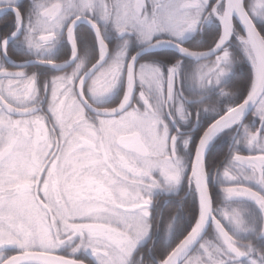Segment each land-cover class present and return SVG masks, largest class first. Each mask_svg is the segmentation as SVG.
<instances>
[{"label":"snow or ice","instance_id":"obj_1","mask_svg":"<svg viewBox=\"0 0 264 264\" xmlns=\"http://www.w3.org/2000/svg\"><path fill=\"white\" fill-rule=\"evenodd\" d=\"M205 24L207 47L184 46ZM163 47L181 58L138 62ZM201 113L215 119L193 141ZM0 264H264V0H0Z\"/></svg>","mask_w":264,"mask_h":264},{"label":"flooded vegetation","instance_id":"obj_2","mask_svg":"<svg viewBox=\"0 0 264 264\" xmlns=\"http://www.w3.org/2000/svg\"><path fill=\"white\" fill-rule=\"evenodd\" d=\"M80 27H85L86 31L88 32V34H90L93 38V42L90 43H84V40L81 38V33H79L80 31ZM197 32H200V30H198ZM196 32V33H197ZM195 33V34H196ZM76 34H77V42H78V46L80 49L81 54H85V53H93L95 52V35L92 32L91 28L84 23H79L76 26ZM195 34H193L191 37L187 38L186 40H184V46L186 44V42L191 39ZM86 37L88 38V40L90 39L88 35H86ZM113 34L109 31L107 33L106 39H107V43L109 44L110 47L115 46V39L112 38ZM160 48H158V50L154 51V52H148L143 54L142 56H140V58L138 59V62H144L146 59H152V60H156L161 56L162 57H169V58H175L176 56H180L176 51L172 50V49H165V50H159ZM139 46L136 44H132L129 46L128 48V54L132 55L135 54L137 51H139ZM10 51L14 52L15 54L19 55L21 54L18 50L14 49L11 45L10 42ZM67 55H70V47L67 45L66 41H62L55 52V56L57 59L66 57ZM188 60V59H187ZM161 67L163 68L164 71H166V66L161 64ZM44 71H49L51 72V69H46ZM186 94H187V90H185ZM122 93V89H117L111 96L105 98L104 103L106 105H115L119 102L120 99V94ZM189 110L193 112L194 115V109L192 107V105H189ZM185 127V130L190 129L191 130V135L193 138V141L197 140L199 137V134L197 136L196 132L197 129L196 128V124L195 127L193 128L191 125V122L187 125V126H183ZM207 127V126H206ZM229 144H230V140H229V136L224 135V133H221L213 142L212 144L209 146L208 152L206 153V157H205V161H206V165L208 164L210 160L209 155L211 153V155L214 157L213 161H217V164L220 163V161L223 159L225 153L228 151L229 148ZM181 152H183V149L181 148ZM210 155V156H211ZM212 159V158H211ZM210 183L212 184V188L214 190V197L218 198L220 193H219V188L217 187V183H212L210 181ZM183 194V193H181ZM190 196H185L184 200H186L187 198H189Z\"/></svg>","mask_w":264,"mask_h":264},{"label":"trees","instance_id":"obj_3","mask_svg":"<svg viewBox=\"0 0 264 264\" xmlns=\"http://www.w3.org/2000/svg\"><path fill=\"white\" fill-rule=\"evenodd\" d=\"M216 31H218L217 28H215L214 26L205 24L202 28V30H200V32H197L191 39H189L185 46L186 47H193V48H205L207 47V45L210 43V39L213 33H215ZM79 33H81V38L84 40V43H90L93 42V38L90 34H88V32L86 31L85 27H80V31ZM86 35L89 36V40L86 37ZM235 40V38L233 37V41ZM233 51L237 52V55H239L238 51L235 49V47H233ZM159 58L162 57L158 56ZM180 56H176L175 59H180ZM184 63L186 65L191 64L192 61L187 60L184 58ZM235 77L238 80H243L244 78H246L247 76V65L246 64H240L237 66V70L234 73ZM229 86L232 85V78L229 79L228 81ZM223 103H221V109L223 108ZM193 107V106H192ZM194 109V107H193ZM194 115H195V109H194ZM215 119L214 115L211 114H206V113H201L199 121L196 123V128L199 129L196 132L197 136L204 128H206V126L208 125V123L212 120ZM224 135H227V133H224ZM212 153V152H211ZM210 153V155H211ZM209 155V158L211 161H213L214 157L211 155ZM212 158V159H211ZM214 165L217 164V161H213ZM195 201L193 197H189L186 200H184V204H183V208L182 210L177 213L176 215V219L173 221L172 223V228L169 232L168 235V242H172L174 241L180 234L181 232L190 225L191 220H192V212L191 209L194 205ZM177 202L176 201H169V205L166 207H171L173 209H175L177 207ZM155 227V225H154ZM159 229L160 231L157 233L158 236L162 237L164 230H165V222L163 219H161L159 221Z\"/></svg>","mask_w":264,"mask_h":264},{"label":"water","instance_id":"obj_4","mask_svg":"<svg viewBox=\"0 0 264 264\" xmlns=\"http://www.w3.org/2000/svg\"><path fill=\"white\" fill-rule=\"evenodd\" d=\"M168 48H170V49H172V50H174V51H176L174 48H171V47H168ZM156 50H158V48H153V49H145L144 51H142L141 53H140V55L137 57V60L140 58V56H142L143 54H145V53H148V52H154V51H156ZM177 52V51H176ZM178 53V52H177ZM179 54V53H178ZM187 59V58H186Z\"/></svg>","mask_w":264,"mask_h":264},{"label":"rangeland","instance_id":"obj_5","mask_svg":"<svg viewBox=\"0 0 264 264\" xmlns=\"http://www.w3.org/2000/svg\"><path fill=\"white\" fill-rule=\"evenodd\" d=\"M191 36H192V35H190L189 37H191ZM189 37H187V38H189ZM187 38H186V39H187ZM186 39H185V40H186ZM134 44H135V43H134ZM165 49H167V48H166V47H163V48H160L159 50H165ZM121 95H122V93L120 94V97H121ZM218 136H219V135H218ZM218 136H217V137H218ZM217 137H216V138H217ZM216 138H215V139H216ZM215 139H214V140H215ZM214 140H213V141H214Z\"/></svg>","mask_w":264,"mask_h":264}]
</instances>
